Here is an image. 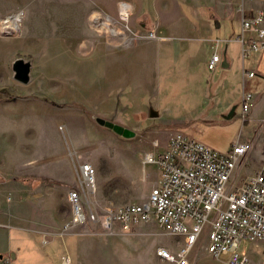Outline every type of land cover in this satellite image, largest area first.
<instances>
[{"label":"rangeland","instance_id":"1","mask_svg":"<svg viewBox=\"0 0 264 264\" xmlns=\"http://www.w3.org/2000/svg\"><path fill=\"white\" fill-rule=\"evenodd\" d=\"M89 1L92 10L88 13L85 9ZM122 3L129 6L126 18L121 16ZM107 4H113V9ZM17 14L16 27L3 29V20ZM133 18L126 0H75V3L73 0H59V3L58 0H0V100L42 102L36 107L0 105L1 116L16 118L23 127L20 131L17 124L10 128L19 135L0 128V149H16L25 137L29 139L39 131L25 124L36 109L44 117V130L54 144L59 142L68 156L73 155L77 169L83 162L94 166L96 186L89 199L99 212L105 206L141 203L147 199L153 185L145 191L136 177L145 174L148 182L154 181L158 169L144 164L143 154L164 146L173 135L182 133L219 152L227 150L242 135L240 120L221 124L193 117L184 122L180 111L169 113L170 107H164L169 98L165 100L158 87H148L153 77L147 75V54L139 58V64L144 65H136L135 49L150 32L140 25L139 19ZM104 23L108 28L102 27ZM23 24L29 33L21 38ZM33 47L32 52L26 51ZM7 50L13 53L11 80L5 67ZM38 54L44 66L34 72L30 60ZM18 66L26 67L24 82L39 87H14L20 84L15 80ZM8 81L13 84H6ZM109 87H113L110 92L113 99L105 103ZM4 89L8 95L1 94ZM101 103L104 108L100 107ZM241 109V99H237L228 112L233 110L236 115ZM97 118L119 124L134 134L123 136L99 124ZM246 158L236 171L235 186L249 179L244 175ZM79 226L85 227L87 235L100 243L153 245L155 250L159 246L175 250L182 243L181 237L166 233L155 222L141 223L127 233L115 231V235L99 225ZM206 245L207 240L202 237L189 252V260L196 254L197 264H226V255L216 259L206 251ZM241 250L249 264H264V239L243 243ZM157 262L160 264L159 259Z\"/></svg>","mask_w":264,"mask_h":264},{"label":"crops","instance_id":"2","mask_svg":"<svg viewBox=\"0 0 264 264\" xmlns=\"http://www.w3.org/2000/svg\"><path fill=\"white\" fill-rule=\"evenodd\" d=\"M126 1L133 19H139L140 25L150 32L135 49L136 65L143 66L139 58L147 54V75L153 77L148 87H158L162 97L169 98L164 107H170L169 113L180 111L184 122L193 117L221 124L240 120L242 135L237 139L251 140L253 144L244 171L250 178L264 164V43L257 51L246 53L247 41L255 31L243 28L242 21L262 12L264 28V0ZM112 6L107 4L111 10ZM91 10L89 1L85 12ZM27 31L29 28L23 24L21 38L28 35ZM28 49L26 51L32 52L34 47ZM213 53H217L220 60L215 68L209 69ZM12 55V50L5 51L10 80ZM102 56L108 58L104 53ZM30 61L34 72L44 66L40 54ZM15 80L20 84L14 87L20 89L31 85L39 87ZM112 90L113 87L106 90L105 103L113 99ZM246 95L251 106L243 119L242 104ZM237 99H241L242 109L235 115L233 110H228ZM1 104L36 107L42 102L15 99L0 100ZM101 105L104 108V104ZM157 105L160 104L157 102ZM29 118L25 124L39 131L29 139L25 137L24 143L16 149H0V264H158L153 245L100 243L87 235L85 227L63 228L71 217L67 194L78 186L77 166L73 155L68 156L59 142L54 144L44 130L41 113L35 109ZM19 122L0 115V128L4 131L14 124L19 125L17 130L20 131L23 127ZM29 177L37 180H27ZM157 178L158 175L148 182L143 174L136 180L146 191ZM64 256L67 261L62 260ZM197 262L195 254L190 263Z\"/></svg>","mask_w":264,"mask_h":264},{"label":"built area","instance_id":"3","mask_svg":"<svg viewBox=\"0 0 264 264\" xmlns=\"http://www.w3.org/2000/svg\"><path fill=\"white\" fill-rule=\"evenodd\" d=\"M18 18L19 14L6 17L3 29H14ZM262 22V12L242 21L243 28L255 31L247 41L246 53L263 45ZM219 60L220 56L213 53L208 68H215ZM250 106L246 95L243 119ZM159 146L143 154V163L158 169L147 199L105 206L100 212L89 199L95 191L96 170L90 162L80 163L78 186L67 194L71 217L63 228L90 223L109 233H127L141 223L155 222L166 233L182 238L175 250L157 247L155 254L160 264H190L189 252L202 237L212 257L226 255V264H249L242 254V244L264 239V164L241 186H235V180L239 165L252 149V141L237 140L219 152L180 133ZM62 260L67 261V256Z\"/></svg>","mask_w":264,"mask_h":264},{"label":"water","instance_id":"4","mask_svg":"<svg viewBox=\"0 0 264 264\" xmlns=\"http://www.w3.org/2000/svg\"><path fill=\"white\" fill-rule=\"evenodd\" d=\"M17 70H18V75L16 78L20 81H25L26 80V67L18 66ZM96 120L99 124H103V125L111 128V129H113L115 132H117L123 136L130 137V136H133V134H134L133 131H131V130L119 125V124H115L111 121L104 120L102 118H97Z\"/></svg>","mask_w":264,"mask_h":264},{"label":"bare ground","instance_id":"5","mask_svg":"<svg viewBox=\"0 0 264 264\" xmlns=\"http://www.w3.org/2000/svg\"><path fill=\"white\" fill-rule=\"evenodd\" d=\"M129 9V6L127 5V4H123L122 3V6H121V16L122 17H124V18H126V16H127V14H128V10ZM107 21H109V19H107ZM108 23V22H107ZM107 23H104L103 25H102V27H104V28H108L107 27Z\"/></svg>","mask_w":264,"mask_h":264},{"label":"trees","instance_id":"6","mask_svg":"<svg viewBox=\"0 0 264 264\" xmlns=\"http://www.w3.org/2000/svg\"><path fill=\"white\" fill-rule=\"evenodd\" d=\"M6 93H8L5 89H4V91H1V94H5V95H8V94H6Z\"/></svg>","mask_w":264,"mask_h":264}]
</instances>
